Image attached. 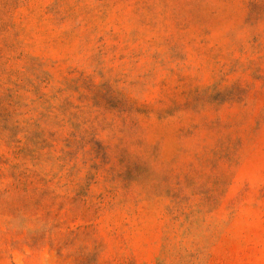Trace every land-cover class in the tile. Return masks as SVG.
Listing matches in <instances>:
<instances>
[{
  "label": "rangeland",
  "instance_id": "obj_1",
  "mask_svg": "<svg viewBox=\"0 0 264 264\" xmlns=\"http://www.w3.org/2000/svg\"><path fill=\"white\" fill-rule=\"evenodd\" d=\"M0 264H264V0H0Z\"/></svg>",
  "mask_w": 264,
  "mask_h": 264
}]
</instances>
